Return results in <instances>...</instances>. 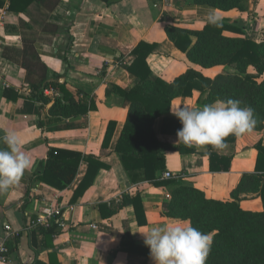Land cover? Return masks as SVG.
I'll use <instances>...</instances> for the list:
<instances>
[{"label": "crops", "instance_id": "0c3cea01", "mask_svg": "<svg viewBox=\"0 0 264 264\" xmlns=\"http://www.w3.org/2000/svg\"><path fill=\"white\" fill-rule=\"evenodd\" d=\"M259 1L250 0L249 11L245 14L219 10L216 13L224 23L245 20L247 35L260 42L264 34L257 35L252 25ZM207 9L213 8L193 6L189 0H59L46 22L48 31L57 26L59 32L51 37L42 29L38 31L35 49L48 69L50 82L55 81L56 75L62 76L69 91L83 92L87 99L80 98L88 105L93 101L97 109L86 116L50 125L49 109L62 97L59 90L50 88L45 94L51 102L41 111L45 126L40 128L39 104L30 99V89L25 83L26 70L3 56L5 47L24 48L21 22H29V18L9 12L7 5L0 8V137L8 131L15 132L22 150L32 161V167L25 170L18 183L0 192V239L10 238L6 225L12 227V233L20 235L12 245L10 264H35L36 261L50 264L53 256L57 264H155L142 233L153 226L177 220L166 217L163 210L172 187L153 182L134 184L129 179L115 148L130 103L113 91V86L129 92L138 84L139 80L129 72V67L135 59L133 51L141 42L156 44L148 58L154 79L172 82L190 68L211 78L223 71L234 72L228 67L203 69L191 64L187 54L177 49L167 36L169 26L201 30L207 23L204 19ZM42 11L47 12L45 8ZM51 38V43L43 41ZM191 42L194 45L196 39L192 37ZM205 99L206 95L199 91H194L189 98H177L172 102L171 116L178 119L172 110L203 106ZM111 121L117 125L105 149L103 141ZM161 125L159 120L157 132ZM158 138L162 143L191 150H169L166 170L160 172L159 177L169 172L180 177L176 179L178 183L201 190L209 199L230 201L232 191L243 176L255 172V146L260 141L264 143V131L237 136L229 172L210 171L209 146H188L177 142L174 135L158 134ZM0 148L6 145L0 143ZM50 149L93 156L107 168L101 169L93 185L73 201L87 172L86 162L81 164L75 182L64 191L57 192L31 181L33 174L43 171ZM137 194L139 200H128L111 214L110 202L120 205L124 196L133 199ZM241 199L244 210H263L258 195L243 194ZM48 203H57L67 211L69 228L57 232L53 239H47L41 232L26 231L31 218ZM53 227L58 231L56 225Z\"/></svg>", "mask_w": 264, "mask_h": 264}, {"label": "trees", "instance_id": "16d2710c", "mask_svg": "<svg viewBox=\"0 0 264 264\" xmlns=\"http://www.w3.org/2000/svg\"><path fill=\"white\" fill-rule=\"evenodd\" d=\"M193 6H208L222 12L236 11L245 14L249 11L250 0H189ZM59 0H0V8L8 6V11L24 14L29 22H21L23 49L5 47L3 56L26 70V85L30 89V99L39 104V127L44 128L41 111L51 102L46 90H59L62 97L57 99L49 109V124L54 125L63 119L86 116L97 109L87 95L81 91L76 94L69 91L63 77L56 75L54 80L47 78V67L41 61L35 49L39 41L38 31L56 36L57 26L47 30L46 22ZM46 11H42L43 9ZM44 26V27H43ZM247 23L243 19L233 23L220 22V26L206 23L201 30L192 31L169 26L166 33L177 49L187 54L188 61L203 69L216 67L232 68L234 72L223 71L211 78L202 72L190 68L172 82L161 78L154 79L148 63L149 56L155 51L156 44L141 42L133 51L135 57L129 72L139 82L129 92L113 86V91L129 101V111L124 128L117 142L115 152L119 154L123 167L132 183L153 182L158 186L172 187L171 198L164 203L166 217L186 220L202 232L212 233L213 241L206 264H264V143L260 141L257 151L254 174L244 175L239 186L232 191L230 201L209 199L201 190L178 183L176 179L160 180L159 173L166 170V153L169 150L191 152L162 143L158 134L177 136L182 127L180 120L171 116L172 102L180 97L189 98L194 91L206 95L204 104L216 100L235 99L241 106L254 110L257 124L254 132L264 131V40L257 42L247 35ZM195 38L193 45L191 38ZM51 43L52 38L43 40ZM107 94L109 90H107ZM5 95H9L5 92ZM8 98V97H7ZM161 120L159 132L156 124ZM116 123L111 121L103 141V148H108L113 138ZM237 136L226 138V147L213 149L209 146V163L211 172H229L235 156ZM193 152V151H192ZM83 162L88 164L87 172L80 182L74 198L82 197L93 185L101 169L107 168L93 156L79 152L50 149L44 161L43 171L33 174L31 181L60 192L71 186L79 173ZM255 194L261 199L263 210L247 211L241 206V195ZM140 195L130 199L124 196L116 204L110 202L111 214L128 200H139ZM107 206V205H106ZM57 228V227H56ZM55 227L41 232L47 239L57 234ZM8 240L11 252L18 239ZM51 257L50 264H57ZM35 264H45L36 261Z\"/></svg>", "mask_w": 264, "mask_h": 264}, {"label": "clouds", "instance_id": "9594fccd", "mask_svg": "<svg viewBox=\"0 0 264 264\" xmlns=\"http://www.w3.org/2000/svg\"><path fill=\"white\" fill-rule=\"evenodd\" d=\"M207 23L220 26L215 9H207ZM181 122L177 142L188 146H211L219 150L226 147L230 135L251 133L256 124L254 110L241 106L235 99L216 100L198 107H180L172 110ZM0 192L19 182L32 161L21 148L17 134L6 132L0 137ZM144 235V243L150 249L155 264H206L211 251L213 234L193 227L189 221L174 220L165 225L153 226Z\"/></svg>", "mask_w": 264, "mask_h": 264}, {"label": "built area", "instance_id": "2783aa9c", "mask_svg": "<svg viewBox=\"0 0 264 264\" xmlns=\"http://www.w3.org/2000/svg\"><path fill=\"white\" fill-rule=\"evenodd\" d=\"M160 180H168V179H177L179 180V176H175L169 172L164 173L160 178ZM168 199L171 198L170 195L167 196ZM54 225L57 226L58 232L67 231L68 219H67V211L63 209L57 203H48L45 204L44 207L40 210V213L31 218V222L27 226L26 231L29 232H43L44 230H48L52 228ZM95 229L97 226H93ZM5 230L9 233V237L7 239H0V263L1 264H10L11 260V250L7 245L8 240L15 239L18 234L12 233V227L9 225L5 226ZM12 233V234H11ZM54 237H57L55 235ZM12 238V239H11Z\"/></svg>", "mask_w": 264, "mask_h": 264}, {"label": "rangeland", "instance_id": "374dc122", "mask_svg": "<svg viewBox=\"0 0 264 264\" xmlns=\"http://www.w3.org/2000/svg\"><path fill=\"white\" fill-rule=\"evenodd\" d=\"M258 3V2H257ZM255 6L253 7V9ZM253 29L258 33L257 35L264 34V0H260L258 3V7L255 8V14H253ZM254 37H258L256 34L251 33Z\"/></svg>", "mask_w": 264, "mask_h": 264}]
</instances>
